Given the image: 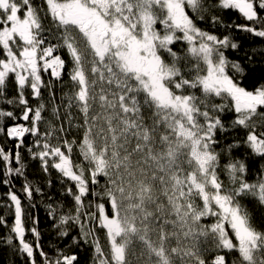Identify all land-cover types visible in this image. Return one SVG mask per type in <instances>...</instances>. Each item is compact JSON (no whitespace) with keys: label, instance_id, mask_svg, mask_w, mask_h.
Instances as JSON below:
<instances>
[{"label":"snow or ice","instance_id":"snow-or-ice-1","mask_svg":"<svg viewBox=\"0 0 264 264\" xmlns=\"http://www.w3.org/2000/svg\"><path fill=\"white\" fill-rule=\"evenodd\" d=\"M45 3L46 12L42 6H34L32 0H0V54H6V58L0 59V95L13 74L19 103L24 105L21 118L29 121L31 114V127L24 124L9 127L8 136L19 139L17 147L23 144L25 134L42 136L43 142L38 139L36 145L43 150L34 155L41 159L45 170L48 157L57 158L52 167L75 182V193L72 188L67 189L75 201V215L62 216L61 224L75 221L83 239L92 237L96 264H140L145 256L148 264H173V256L194 264H228L222 254L215 255L210 262L202 258L200 240L209 237L215 251H237L241 264H264V255H258L264 253V231L254 227L249 212L240 203L245 196H251L264 205V172L255 183H250L245 179L248 171L245 162L230 160L223 170L231 186L225 187L217 172L220 153L213 147L218 143L217 131H228L218 113L229 109L237 114L232 127L251 128L244 143L253 153L264 157V132L257 135L253 122L258 109L264 107V86L255 91L242 87L240 76L244 69L239 62L230 61L223 51L229 47L237 49L239 45L229 36L221 39L202 30L186 11L187 5L194 13L199 12L203 0H45ZM218 4L223 9H236L247 21L260 24L259 28L247 24L235 25L236 28L264 37V16L257 10L264 11V0H218ZM42 15L50 16L60 30L59 36L54 37L57 43L49 41L45 45ZM212 19L220 23L217 17ZM157 24L162 27L158 29ZM73 31L78 33L79 40ZM181 40L188 45L187 55L194 61L192 68L185 63L182 70V58L173 51L172 45ZM62 48L72 58L69 77L78 91L68 97V107L75 103L83 115L84 133L79 151L90 166L89 178L85 177L83 166L72 160L75 141L55 137V133L64 131L63 125L56 128L49 123L41 133L40 124L48 123L42 117L45 105L30 107L24 96L26 86L37 98L41 97L42 88H50L51 81L45 84L41 71L51 70V76L61 77L65 60L54 53ZM162 53L171 62H166ZM229 70L240 76L234 80ZM192 72L195 75L186 78V73ZM186 89H200L203 98L191 91L186 93ZM211 97H220L225 103H210ZM227 100H231V107ZM96 104L100 112L92 114ZM58 113L59 107L54 106L52 114L57 119ZM145 113H150L147 118L150 123L146 122ZM261 115L264 119V114ZM5 116L13 117V113L0 111V117ZM161 128L163 132L159 131ZM50 138H56L58 143L52 145ZM60 139L63 143H59ZM236 147L238 143L227 146L229 151ZM133 156L139 158L133 160ZM0 157L11 164L12 154H5L3 148ZM20 159L17 152L15 160ZM22 168L23 164L15 169L9 166L7 174L22 175ZM98 177L107 178L102 192L89 187L90 182L100 184ZM23 191L31 197L30 186L26 185ZM9 195L15 209L12 232L19 239L21 251L32 258L31 264H36L37 250L45 257V264H74L75 255L50 260L39 248L38 240L35 249L25 241L21 200L15 193ZM89 195L105 197L111 207L109 216L104 203L95 204L99 227L106 230L107 255L93 228L81 220L82 216L89 222L97 220L96 212L85 211ZM161 197L167 201L166 205ZM197 200L201 203L197 204ZM87 207H93L92 201H88ZM171 216L175 219H170ZM205 217H214L215 222L201 224ZM168 225L174 230L166 231ZM31 232L39 236L34 227ZM153 234L157 241H153ZM61 235L66 236L67 232ZM172 238L178 245L181 238L192 243L189 247L166 248V242ZM137 243L143 248L140 255L135 250Z\"/></svg>","mask_w":264,"mask_h":264},{"label":"trees","instance_id":"trees-1","mask_svg":"<svg viewBox=\"0 0 264 264\" xmlns=\"http://www.w3.org/2000/svg\"><path fill=\"white\" fill-rule=\"evenodd\" d=\"M32 3L34 6H42L43 11H47L45 0H32ZM186 10L202 30L214 34L221 39L224 36H229L233 43L239 45L237 49H232L231 47L223 49L225 56L230 61L239 62L244 69L242 76L238 73L234 74L229 70V75H232L234 80L237 76H240L241 86L252 91L264 86V37H257L252 33L242 31L235 27V25L247 24L259 28V23L253 24V22L247 21L236 9H223L219 7L218 0H203V8L199 12L194 13L187 5ZM257 10L260 16H264V11L259 8ZM21 14L23 15V13ZM198 16H202L203 19H198ZM214 16L219 19L220 23L213 21L212 18ZM42 24L44 28L42 35L45 38V45L49 41L51 43H57L58 40L54 37L59 36L60 30L55 27L51 17H43L42 15ZM158 27L161 28L162 26L158 24ZM73 35H76L78 40L80 39L78 33L75 31H73ZM81 47H83L82 44ZM172 48L182 58L180 61L182 70L184 69L185 63H187L188 68H192L194 61L187 55V43L182 40L177 41L172 45ZM54 54L60 55L65 60V69L61 77L57 79L51 76V70L48 72L41 71V76L45 84L51 81L50 88H42L41 97L37 98L31 94V89L26 86L24 96L28 99V106L30 107L35 108L41 103L45 105L42 117L48 123L42 122L40 124L41 133L49 127V123L56 128L63 125L64 131L55 133V137L67 139L69 142L75 141L71 153L72 160L74 164H81L83 166L85 177L89 178L90 166L83 159L79 151V144L82 142L84 133V128L81 127L83 124V115L75 103H73L71 108L68 107V97L72 96L75 91H78V87L74 85L69 77V70L73 66L72 58L66 48H62ZM162 55L166 62H171V58L167 54L162 53ZM4 58H6V54H0V59ZM194 75L195 72L191 74L186 73V78L191 79ZM188 91L194 92L196 96L203 98L200 89L185 90L186 93ZM9 100L13 102L8 103L7 101ZM226 102L231 107V100H227ZM210 103L221 104L225 103V100L220 97H211ZM54 106L59 107L58 119L52 114ZM23 108L24 105L19 103V90L15 83L14 75L10 74L3 94L0 95V111L13 113V117H0V129H2L0 130V148H3L5 154H12L10 165L0 157V264H31L32 260L26 253L21 251L19 239L12 232L15 221V209L10 199V193H15L21 200V207L24 212L22 219L25 227V241L31 243L34 249L36 248L38 240L39 248L43 250L50 260H55L58 256L75 255L77 260L74 264H96V252L95 246L91 242L92 237L90 236L88 240L83 239L80 225L75 221L61 224L62 216L75 215V201L73 195L67 191L69 188H72L74 193L77 191L75 182L63 177L59 170L52 167L54 162H58L57 158L48 157V166L47 170H45L41 159L34 155L36 152L43 150L36 145L38 139L41 143L43 142L42 136L38 137L36 135L25 134L23 144L17 147L20 144L19 139L10 137L7 134L8 128L17 124H24L27 127H31V114L29 121H24L21 118ZM97 112H100L98 104L93 105L92 114ZM218 114L224 122L225 127L228 128L227 132L217 131L216 139L218 143L213 145L215 151L220 153V167L217 169L220 179L224 181L225 187H230L227 173L223 170V167L230 160H242L248 169L245 179L250 183H255L260 178V174L264 172V157L253 153L244 143L247 134L252 129H244L239 126L232 127V121L237 115L234 111L225 109L223 113ZM261 114H264V107L259 108L258 115L253 117V122L257 125V135L264 132V126H261L264 125V119H262ZM149 115L150 113H145L146 122L150 123L147 119ZM159 131L163 132V128ZM63 139H60L59 143H63ZM49 142L52 145H56L58 140L56 138H50ZM134 143L135 141H133ZM236 143L239 144V147L229 151L227 146ZM62 151H65V149L62 148ZM17 152L20 154V162L15 160ZM138 158L137 156H133V160ZM20 164H23L22 175L15 172L11 175L7 174V168L9 166L15 169ZM98 179L100 181L99 185H92L90 182L89 187L90 189L95 188L97 192H102L107 178L98 177ZM5 180L8 183H4ZM26 185L32 188L31 197H28L23 191ZM36 189H39V191H36ZM88 201H92L93 207H87ZM161 202L165 205L167 204V201L163 197H161ZM97 203H104L107 211L112 214L110 204L105 197L89 195L85 199V211L96 212L97 220L95 222H89L87 217L84 216L81 217V220L88 227L93 228L95 237L99 238V243L107 255L109 252V244L106 237V230L99 227V212L95 208V204ZM196 203L200 204L201 202L197 200ZM240 203L249 212L254 227L257 230L264 231V205L258 199L251 196H245L240 200ZM169 218L175 219L174 216ZM213 222H215L214 217H205L202 218L200 223L208 225ZM33 227L39 233L38 237L31 232ZM165 230L171 232L174 229L171 225H168ZM176 230L178 231L179 229L177 228ZM62 232H67V235H61ZM229 233L233 236L231 231ZM152 239L153 241H157V237L154 234L152 235ZM233 239L235 240L234 236ZM191 243L192 241L190 239L181 238L178 245L177 240L172 238L166 242L165 247L169 249L178 246L189 247ZM199 247L202 258L206 262H210L215 255L222 254L225 255L228 264H241V259L237 251H232L231 253L227 250L215 251L211 237L206 240L201 238ZM204 248L212 249V251L204 252ZM135 250L137 255H140L143 248L137 243L135 244ZM34 255L36 264H45V257L40 255L39 250ZM258 255H264V253ZM172 259L173 264H194L193 261H181L176 256H173ZM140 264H148L146 256L141 260Z\"/></svg>","mask_w":264,"mask_h":264},{"label":"rangeland","instance_id":"rangeland-1","mask_svg":"<svg viewBox=\"0 0 264 264\" xmlns=\"http://www.w3.org/2000/svg\"><path fill=\"white\" fill-rule=\"evenodd\" d=\"M187 11V10H186ZM21 16H23L22 14H21ZM157 28L158 29H160L159 27H158V24H157ZM17 43H21L19 40H17ZM15 50V49H14ZM18 54V53H17ZM55 55V54H54ZM248 90V89H247ZM249 91H252V90H249ZM106 209V208H105ZM106 211H107V209H106ZM108 212V211H107ZM108 214H109V216H111L112 214H110L109 212H108ZM229 235H230V233H229ZM231 236V235H230ZM234 240V239H233ZM234 243H236V241L234 240Z\"/></svg>","mask_w":264,"mask_h":264}]
</instances>
